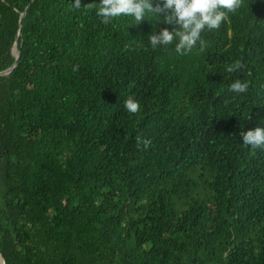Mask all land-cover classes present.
Segmentation results:
<instances>
[{"label": "trees", "instance_id": "16d2710c", "mask_svg": "<svg viewBox=\"0 0 264 264\" xmlns=\"http://www.w3.org/2000/svg\"><path fill=\"white\" fill-rule=\"evenodd\" d=\"M98 2L0 0L3 263L264 264V150L240 136L264 127V0L186 55L151 48L163 14L105 25Z\"/></svg>", "mask_w": 264, "mask_h": 264}, {"label": "clouds", "instance_id": "9594fccd", "mask_svg": "<svg viewBox=\"0 0 264 264\" xmlns=\"http://www.w3.org/2000/svg\"><path fill=\"white\" fill-rule=\"evenodd\" d=\"M245 4V0H163V3L153 4L152 0H99L98 4H88V8H94L96 14L101 17V22L109 24L120 17H131L133 22L139 24L148 17L159 21L163 14V23L172 25L161 28L159 32L152 31L149 35L151 48L167 47L173 45L180 55H186L197 46L199 42L201 50L204 41L201 34L207 31L218 30L226 20L228 14H235ZM72 9L82 7L81 0H73ZM149 20V19H147ZM245 65L237 61L226 68L228 73H236ZM79 66L74 65L73 71H78ZM249 88L247 81L235 79L228 91L236 94L246 93ZM125 110L132 115L140 112V103L129 96L124 101ZM242 143L252 149L264 150V127L257 126L240 133ZM143 144L147 149L151 144L150 139L137 137V146Z\"/></svg>", "mask_w": 264, "mask_h": 264}, {"label": "water", "instance_id": "95a60500", "mask_svg": "<svg viewBox=\"0 0 264 264\" xmlns=\"http://www.w3.org/2000/svg\"><path fill=\"white\" fill-rule=\"evenodd\" d=\"M27 5H28V4H27ZM22 14H23V11L20 12L19 17H21ZM16 35H17V34H16ZM13 49H15V52H13ZM11 53L13 54V56H14L15 58L18 57V49L16 48V42H15V40L13 41L12 46H11ZM14 65H15V62H13V63H12L9 67H7L6 69L0 71V75H6V74H8V73L10 72V70L14 67ZM0 260H1V264H4L1 255H0Z\"/></svg>", "mask_w": 264, "mask_h": 264}, {"label": "bare ground", "instance_id": "6f19581e", "mask_svg": "<svg viewBox=\"0 0 264 264\" xmlns=\"http://www.w3.org/2000/svg\"><path fill=\"white\" fill-rule=\"evenodd\" d=\"M14 52H15V49H14Z\"/></svg>", "mask_w": 264, "mask_h": 264}]
</instances>
